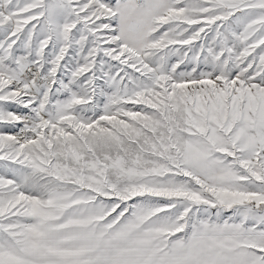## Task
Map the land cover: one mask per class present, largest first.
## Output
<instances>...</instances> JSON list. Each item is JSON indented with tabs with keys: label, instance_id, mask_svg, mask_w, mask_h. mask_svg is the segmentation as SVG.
<instances>
[{
	"label": "snow or ice",
	"instance_id": "6c2138e0",
	"mask_svg": "<svg viewBox=\"0 0 264 264\" xmlns=\"http://www.w3.org/2000/svg\"><path fill=\"white\" fill-rule=\"evenodd\" d=\"M0 264H264V0H0Z\"/></svg>",
	"mask_w": 264,
	"mask_h": 264
}]
</instances>
